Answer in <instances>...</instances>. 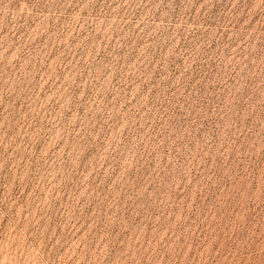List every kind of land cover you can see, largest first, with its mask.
<instances>
[{
  "label": "rangeland",
  "instance_id": "rangeland-1",
  "mask_svg": "<svg viewBox=\"0 0 264 264\" xmlns=\"http://www.w3.org/2000/svg\"><path fill=\"white\" fill-rule=\"evenodd\" d=\"M0 264H264V0H0Z\"/></svg>",
  "mask_w": 264,
  "mask_h": 264
}]
</instances>
